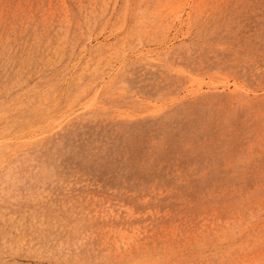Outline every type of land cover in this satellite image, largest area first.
I'll list each match as a JSON object with an SVG mask.
<instances>
[{
	"label": "rangeland",
	"instance_id": "1",
	"mask_svg": "<svg viewBox=\"0 0 264 264\" xmlns=\"http://www.w3.org/2000/svg\"><path fill=\"white\" fill-rule=\"evenodd\" d=\"M0 264H264V0H0Z\"/></svg>",
	"mask_w": 264,
	"mask_h": 264
}]
</instances>
